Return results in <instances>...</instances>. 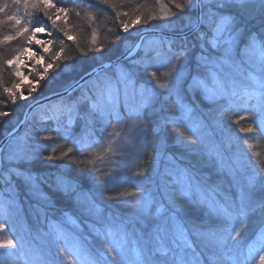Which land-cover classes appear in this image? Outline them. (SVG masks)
<instances>
[{"label":"trees","instance_id":"obj_1","mask_svg":"<svg viewBox=\"0 0 264 264\" xmlns=\"http://www.w3.org/2000/svg\"><path fill=\"white\" fill-rule=\"evenodd\" d=\"M4 2L5 0H0V4ZM177 2L182 3L183 0H177ZM53 3L69 9L66 14L67 19L54 18L58 25H66L71 39L64 36L63 32L58 28L53 27L50 21L47 22L46 31L49 33L48 41H51V43L42 53V67H36V74L30 75L29 84L18 86L14 70L6 61L17 56L20 50L22 51L27 45L31 44L26 42L24 36H16L12 40H4L6 35H14L15 30L10 23L0 25V41H4L0 43V111L10 113L9 116L0 118V141L20 123L25 110L30 104L53 94L64 92L92 69L115 60L117 56H122L120 53L125 54L137 39L138 34L143 30L156 29L171 33H182L188 30L180 23L170 27L168 22L163 23L159 19L161 5L165 10L176 11L174 4L170 0H115L116 7L102 6L104 11L100 15H97L95 8H86L83 4L79 7H74L72 0H62V2L61 0H53ZM209 3H212V0ZM13 11L15 9L11 6L7 10L9 14ZM77 12H79V16L76 15ZM117 12L121 13V15L117 16ZM125 12L128 13L127 16L123 15ZM89 13L92 14L93 19L89 18ZM19 14L23 17L22 23H28V31L32 30L36 16L39 15L42 20H46L41 13H36L35 11L31 15H26L23 8L20 9ZM148 15H153L157 19L145 23L144 20ZM137 16L141 17V21L134 25L131 24V21L135 20ZM0 19H4V14H0ZM122 21L130 23L131 26L128 32L123 31ZM94 30L96 32V45L92 43ZM149 37L156 38V36L144 38L139 50L131 59L118 63L121 66H125L130 60L142 58L147 49H155L163 52L166 56H173L183 48L186 55L177 64L182 83L179 82L176 86L171 83L165 85L162 80L152 79L143 72L142 68H139L138 75L134 78V86L146 89L152 94L153 98L159 101L157 105L154 104L149 110L144 111L142 122L146 133L145 147L135 168L127 166L124 156L119 154L114 156V158L105 156V151L101 150V144H97L92 149L77 151L76 146L70 141L74 138L75 131H78L80 126L83 127L85 125L84 120H76L68 128V132L71 135L67 141L64 139L65 134L64 136L61 135L60 131H65V125L68 124V120L65 121V117L73 101L80 100V105L74 110L78 109L81 115H84L88 110L86 102L90 103L93 100V96L89 93L91 80L84 82L72 93L35 109L28 117L23 130L28 133L27 138L35 143L32 149L35 150L36 158H33L30 163L19 160L15 167L26 168L37 177L38 189L43 196L42 199L48 204L45 205V202L35 199L33 191H29L15 177L6 183L4 175L0 174V191H11L17 198L18 208L11 215L17 221H22L28 227V231L31 230V236L28 238L29 241L31 240L29 246H31L32 242L42 243L43 249L45 248L44 251L55 256L59 249L65 247V244L63 242H58L55 245L47 244L42 238L45 234H49L58 228L60 229V227L66 228L68 231H74L73 228L66 224L65 219L69 217L75 219L82 229L77 235L80 237L83 246L92 251L99 249L106 252L110 247V242L109 240L108 242L104 240V227L108 226L111 221L114 223V221L126 219L122 210L123 205H120L119 201L123 200V202L132 203L131 196L120 197L119 194L122 192H134L131 185L132 182H129L127 178L110 188L106 186L108 183L106 177L113 170H115L116 174L120 170L124 172L132 170L133 175L135 172L143 170L145 172L144 175H152L155 168L156 147L161 142L165 145L163 155L170 157L181 167L189 168L195 181L205 190H210L213 194L216 193L215 195L226 196L229 200L238 199L240 189L244 187H240L238 179L235 181L237 188L234 183L231 184V182H234L233 177L228 174L225 168L220 167L218 160L212 155L211 151L202 144L203 140L196 138L195 135L188 134L186 129V137L178 138L173 125L168 123L176 120L182 114L180 103H185L189 109L197 112L210 129H213L212 122L198 111L199 106L204 110L210 108L209 104H206L201 98V91L199 89L189 91L186 86L188 83L190 84L191 77L194 75L200 76V71L205 69L201 64H198V58L201 56L202 50H206L212 58H217L219 53L213 52L204 42L197 40L193 33L180 38L157 36L159 40L157 44L149 48H143L144 41ZM100 44L105 46L104 51H95V47ZM170 46L171 51L169 52ZM61 48H63V52H61ZM55 53H60L58 59H54ZM154 55L155 53L153 52ZM64 57L69 59L65 60ZM48 65H51V67H48ZM114 67L113 65L112 68ZM243 67L244 65H242V69L234 68V71H240L238 72L239 75H244L248 70L245 71L244 69L245 72H243ZM108 71L104 69L102 74ZM160 71H167V68H161ZM201 76L203 75L201 74ZM92 77L95 78V76ZM6 87L13 89L16 93L17 100L15 104L11 102L8 93L4 92ZM30 89L35 90L30 93ZM20 93H23V97L26 98H21ZM243 111L242 107L237 109L230 108L226 112L222 111L219 118L221 127L228 130L231 134L243 137L245 134L241 133L239 129L253 123L250 118L242 120L238 125L234 123L239 118V115H245ZM183 124L184 122H182L181 126ZM87 127L84 126L82 128L84 129V132H82L84 138H81L80 135L76 136L83 144H89L96 140L103 142L107 133L112 130V126L109 128L104 126L102 130H95L97 129L96 127H101L96 123L94 124L93 132L86 131ZM45 136L52 137V139L45 140L43 139ZM240 141L242 143V140ZM249 143L253 147L248 149L246 145H243L245 148L244 153L250 156L254 168L264 166V140L249 139ZM68 147L74 148L73 153L63 159L59 158L61 153L66 151ZM232 150H235V147ZM100 154L103 156V162L101 163L98 158ZM49 155L57 158L53 160L45 159ZM70 160L82 161L83 163H69ZM93 169H98L99 171H93ZM58 178L59 180L67 181L70 186L75 188V192L71 196L62 190L63 185L59 183ZM100 180H103L104 183H100ZM242 182L243 184L247 183L246 180ZM244 189L247 190V188ZM172 196L173 191H171L170 198ZM175 196L183 209L178 218L189 230L188 238L193 243L196 253L201 254L203 264H208V258L212 255L213 250L211 248L206 249L201 245L200 240L192 233V224L193 221H202L201 229L208 230L215 226V221L205 215V209L202 206L180 197L178 191ZM92 204L95 205L93 214L89 215L82 211L83 208ZM124 206L127 205L124 203ZM4 215L0 213V223H5L6 225L5 231L1 232L3 233L1 238L9 235L14 236L5 221L6 216ZM98 219L101 221L99 224L96 223ZM148 223L152 225V221L148 220ZM149 224H146V226ZM125 225H127V222H125ZM96 233H101L102 235L97 236ZM143 233H141L143 238L148 241L149 234L145 235L144 233L143 235ZM247 242L250 243L251 241ZM143 244L145 245L146 242ZM242 244H244V241H242ZM140 247L141 245L139 246V251L143 252ZM16 255L20 264H23L24 258H21L20 251H17Z\"/></svg>","mask_w":264,"mask_h":264},{"label":"snow or ice","instance_id":"obj_2","mask_svg":"<svg viewBox=\"0 0 264 264\" xmlns=\"http://www.w3.org/2000/svg\"><path fill=\"white\" fill-rule=\"evenodd\" d=\"M170 2L174 4L176 11L164 10L159 19L167 20L170 27L177 23L182 24L184 28L195 35L197 40L204 42L213 52L219 53L217 63L222 69L225 65L233 68L246 65L253 69L252 72L248 73V78L255 85L253 88L239 87L234 75L227 72L214 74L211 86L206 80L196 77H191L192 84L190 85L192 89L201 90L205 99L213 101L226 99L228 105L223 108L225 112L235 106L237 101L242 103L245 115L239 116L234 123L238 125L242 120L252 119V124L239 129L245 136L238 137V139H243V143L248 149H252L253 145L249 143V139L264 140V0H212V3H205V0H183L182 3L177 2V0H170ZM72 3L74 7L83 4L86 8H95L97 15L103 13L104 8L102 6L116 7L115 0H72ZM10 6L15 11L9 14L7 10ZM21 8L25 10L26 15H31L35 11L46 18V20H42L39 15L36 16L29 35H24L28 32L29 26L26 22L22 23L23 17L19 14ZM68 12L69 9L57 6L53 0H10V3L9 0H5L3 4H0V14H4V19H0V25L10 23L15 31L14 35H6L4 40L24 36V39L30 43L36 34L45 33L49 21L53 27L63 32L64 36L71 39L66 25H58L54 18L67 19L66 14ZM76 15L79 16V12ZM88 15L90 19L94 18L91 13ZM119 15L121 13L117 12V16ZM123 15L127 16L128 13L125 12ZM154 19L157 17L148 15L144 22L147 23ZM140 21L141 17L137 16L135 20L131 21V24L134 25ZM121 26L124 32H128L131 25L128 21H122ZM95 36L94 30L93 45H96ZM3 42L0 41V43ZM35 43L45 46V42L42 40H36ZM104 47L103 44H100L95 47V51L103 52ZM28 51L27 48L22 50V52ZM170 51L171 46L169 47ZM61 52H63V48H61ZM153 52L155 53L154 56ZM113 54L115 55V53ZM31 55L34 57L35 53H31ZM120 55H124V53H120ZM185 55L183 48L173 56H166L163 52L155 49H147L144 56L135 62L138 65L137 68H124L119 63H115L114 66L117 69L115 74L110 75L108 72H104L103 75L97 74L90 89L94 92L93 99L97 101V104L84 115H81L78 109H69L64 139L68 140L71 135L68 128L76 120H84L87 127L88 121L93 117L101 103L105 108L110 107L111 102L119 95L121 85L126 91L129 85L134 84V78L137 77L139 68H142L143 72L152 79L162 80L165 85L177 84L180 75L177 64L185 58ZM59 57L60 53L54 54V59ZM19 59L20 57L16 56L6 63L11 65ZM64 59L69 58L64 57ZM118 59L119 56H117ZM211 59V55L206 50H202L198 64L206 65ZM112 66L102 65V70ZM161 68H167V71L161 72ZM16 75L21 76L19 69L16 70ZM34 90L30 89V93ZM4 92L8 93L11 102L15 104L17 95L13 89L6 87ZM177 94L179 95V93ZM20 96L26 98L23 97V93H20ZM147 99L144 90H141L140 104L143 105ZM253 99L256 103L250 104L249 102ZM190 111V109H185L176 120L168 122L173 125L178 138L186 137L185 129H187L188 134L195 131L188 124L181 126L182 122L188 118ZM9 115L10 113L7 111H0V118ZM135 118L139 123L134 121V127L142 129L143 114L139 110L135 112ZM116 119L118 122L120 121L119 114ZM121 135L120 132L109 133V145L115 143L112 137ZM43 139L50 140L52 137L45 136ZM70 143L76 146L77 151L92 149L97 144H101L102 150L106 153L113 156L118 154L116 148L104 147L100 140L83 144L79 138H73ZM125 149L126 146H122L119 154L122 155ZM73 151V147H68L59 158L68 157ZM33 158H36L35 150L28 145L21 146L15 142V138L7 145V152L5 153L7 161L23 160L30 163ZM56 158L52 155L45 157L47 160ZM69 163L83 162L70 160ZM93 171L99 170L93 169ZM144 174L143 170L134 173L138 177ZM170 174L176 177L173 181V196L169 203L171 215L161 217L154 226L151 224L146 226V234H149V240L144 245L143 252H135L134 258H130L124 245L115 240V234L111 228L107 230L106 234H103L106 242L110 237L112 238L110 247L106 252L99 249L95 251L85 249L77 235L82 229L77 221L72 218H69V222L74 231L57 230L52 239L53 245L58 242L65 244V247L59 249L55 256L48 252H37L30 255V249L28 252L24 251L30 244L28 237L31 236V230L19 237L5 236L0 240V248L12 250L7 256L13 261V264H20L16 255L17 251H20L21 255L24 256L23 264H203L201 254L196 253L193 243L188 238L189 230L178 219L179 214L183 211L175 196L178 191L180 197L189 201H192L195 196L194 202L202 206L205 209V215L215 221V226L208 230L201 229L202 221H193L192 224V233L200 240L201 245L206 249L211 248L213 250L212 255L208 258V264H264V166L253 168V175L249 177L247 190L241 188L238 199L223 201L210 196L208 191L195 181L189 168L177 167ZM108 175L111 179H115V170ZM13 177L22 182L29 191L38 189L37 177L26 168L8 167L7 174L4 176L5 182H10ZM59 183L63 185L62 190L67 195L71 196L75 192V188L70 186L67 181L59 180ZM100 183H104V181L100 180ZM119 195L120 197H128L137 195V193L122 192ZM140 203L142 207L147 208L151 201H140ZM6 211L11 216L15 211L14 204L9 203L6 206ZM82 211L91 215L95 211V205L85 207ZM100 222L99 219L96 221L97 224ZM5 229V223H0V232H4ZM96 235L102 234L96 233ZM249 240L250 243L247 242Z\"/></svg>","mask_w":264,"mask_h":264},{"label":"rangeland","instance_id":"obj_3","mask_svg":"<svg viewBox=\"0 0 264 264\" xmlns=\"http://www.w3.org/2000/svg\"><path fill=\"white\" fill-rule=\"evenodd\" d=\"M211 0H205V3H209ZM161 9L159 10V16L162 15L165 8L161 5ZM163 23H167V20L161 19ZM188 31V30H187ZM185 31V32H187ZM164 32V31H163ZM182 32V33H185ZM31 33V30H29L25 35H29ZM171 33V32H169ZM179 33V34H182ZM48 36L49 33L45 31V33H38L36 36L33 37L32 41L27 45V49H29L28 52H22L19 51L18 55L20 59L18 61H14L12 66L15 74L16 83H18V86H21L22 84H29V77L30 75L36 74V67L40 66L42 67L43 64V57L42 53L49 47L48 43ZM186 37V36H185ZM36 40H42L45 42V46H41L35 43ZM159 42V40L155 37H149L147 38L143 43V48H149L152 45H155ZM30 46V47H29ZM23 50V49H22ZM139 50V49H138ZM129 51V50H128ZM127 51V52H128ZM35 53V56L33 57L31 53ZM126 53V52H125ZM136 54V52L132 55V57ZM16 57V56H15ZM132 57L126 59L129 60ZM14 59V58H12ZM11 59V60H12ZM141 58L137 60H130L127 62V65L122 66L124 68H137L138 65L135 63L136 61H139ZM203 66L202 71H200V76L194 75L193 77H196L198 79L206 80L209 83V86H211L212 77L216 73H231L234 75L235 80L237 82V85L239 87H249L253 88L255 85L253 82L248 78V73L252 72L253 69H250L246 65L243 67V72L248 70L246 74L239 75L238 72L240 71H234L233 67H230L228 65H225L222 69L219 64L217 63V58H212L211 61L208 64H201ZM113 67V66H112ZM107 68L106 70H109L108 73L115 74L117 69L114 68ZM239 68L242 69V66ZM19 69L21 72V76L16 75V70ZM245 69V71H244ZM104 70H101L94 74L93 76H96L97 74L103 75ZM201 74L203 76H201ZM95 78H89L88 81H90V84L94 83ZM86 82V81H85ZM182 83L181 77L179 76L177 84ZM192 84V80L190 84L188 83L186 86V89L189 91H192L193 89L190 87ZM176 86V84H175ZM20 88V87H18ZM176 88V87H175ZM91 89V88H90ZM141 90H144L145 96L148 97L147 100H145L144 104H140V92ZM201 91V90H200ZM89 93L93 96L94 92L92 90H89ZM201 98L206 104H209L210 108L203 109L201 106L198 107V111H200L207 119H209L212 123L213 129H210L208 124L200 118V116L197 114V112H193L191 109L190 113H188V118L185 119L183 122L184 124H188L191 128H194L195 131L191 133L193 136L195 135L196 138L203 140L202 144L205 145L209 151H211L212 155L218 160L220 167L225 168L226 171L230 176L233 177L234 183L237 188V184L235 181L240 182V187L247 188L249 177L253 175V168L254 165L252 163V159L249 155L244 153V143L243 139H238V137H241L240 135H234L228 132V130H225L221 127V123L219 122V118L221 117V113L223 111V108L228 105V101L226 99H220V100H208L204 98V94L201 91ZM66 96V95H65ZM60 98V97H59ZM161 99V98H160ZM159 101L156 98H153L152 94L147 91L146 89L142 87H136L133 84L129 85L127 90L125 91V88L123 85H121L120 93L117 97L114 98V100L111 102L110 107L105 108L103 103L100 104V106L97 108V110L94 112L93 117L88 121V127L86 128V131L93 132L94 131V124H98L101 127H96L95 130H102V128L110 127L112 126V130L115 132L122 133L119 137H112V139L115 141L113 145H109V133H112L111 130L109 133H107V136L103 140L102 144L104 147L112 146L116 148L118 154L120 152V149L122 146H126V149L123 151L122 155L120 156L125 157V161L127 166L136 167L137 163L140 159V156L144 150V142L146 140V133L144 131V126L142 129H137L134 127V121L136 123H139V121H136L135 118V112L139 110L142 114H144L145 110H149L151 106L154 104H158ZM250 104H255L256 101L253 99L249 102ZM88 106V110L93 108L94 105L97 104V101L94 99L91 100V102H86ZM80 105V100L73 101V103L70 105L69 109H76L77 106ZM183 105V107H182ZM181 113L185 111V109H189V107L186 106L184 103H180ZM238 107H242L243 105L241 102L237 101L236 105L233 106V109H237ZM160 108V107H159ZM158 108V109H159ZM244 110V109H243ZM86 111V112H87ZM111 113V115H109ZM243 113H245L243 111ZM119 114L121 117L120 121L118 122L116 119V116ZM240 116V115H239ZM200 118V119H199ZM67 116L65 117V121H67ZM95 122V123H94ZM223 124V123H222ZM85 126V125H84ZM83 126V127H84ZM114 126V129H113ZM82 126L78 129V131H75L74 138H77L76 136L80 135L81 138H84V135H82V132H84L82 129ZM216 127V128H215ZM81 131V132H80ZM187 131V129H186ZM61 135L64 136L65 131H60ZM79 133V134H78ZM28 133L22 131L15 137V142L20 144L21 146L28 145L31 148H33L34 144L32 141H30L28 138ZM245 135H243L244 137ZM11 139L10 141H12ZM230 140H234L233 142ZM242 140V143L241 141ZM9 141V142H10ZM4 147L2 154H1V175L7 174V168L8 167H15V164L17 161H7L5 159V153L7 152V145ZM230 142H232L230 144ZM233 147H235V150H232ZM165 148V145L163 143H158L156 147V154H155V168L153 170L152 175L146 176H136L132 174V170H128V172L119 171L116 174L115 179H111L108 175L106 177V181L108 182L106 186H114L118 183H121L125 178L128 179L129 182H132V189L133 193H137V195L131 196L132 203L119 201V204L123 205V214H125V220L121 219L117 222L111 221L109 222L108 226L104 227V234L107 233V230L111 228V230L114 232L115 240L121 242L129 257L134 258L135 252H141L139 251L140 248L144 249L145 239L143 238L142 234L143 231H145L146 234V224L149 221H152V225H155L161 217H166L171 215L169 203H170V196L171 191L173 188V181L175 180V175L170 174L173 173L174 170L178 168H183L180 165L176 163V161L170 159V157H165L163 155V150ZM102 150V147H101ZM229 150V151H228ZM229 152V153H228ZM102 153V151H101ZM103 154V153H102ZM100 154L99 162H103V156ZM105 156L113 157V155L106 153ZM117 156V155H115ZM247 165V167H245ZM116 173V172H115ZM128 173V174H127ZM131 174V175H129ZM129 175V176H128ZM132 176V177H131ZM246 180L247 183L243 184L242 181ZM208 194L210 196H213L215 199L223 201V200H229L226 196L222 195H215L212 191L207 190ZM34 198L39 199L43 202H45V205L48 204V202L44 201L42 198L39 189L36 191H33ZM196 197H193V202L195 201ZM92 202L91 200H89ZM140 201H151L150 206L147 208L142 207ZM42 202V203H43ZM9 203L14 204L15 210L18 208V201L15 195L8 190L0 191V213L5 214L6 216V222L10 228V230L14 233L15 237H19L21 234H25L28 232V227L21 221H17L12 215H8L6 211V206ZM125 205L127 206H124ZM195 203V202H194ZM131 204V205H130ZM131 208L132 211H131ZM179 219V218H178ZM180 220V219H179ZM67 226L73 228L72 224L69 222V217L65 219ZM123 221V223H121ZM125 222H127V225H125ZM141 228V229H140ZM57 230H66L63 227L58 228ZM53 230L49 234H45V236L42 238L44 239L45 243L52 244V239L54 238L56 231ZM68 231V230H66ZM143 233V235H144ZM54 234V235H53ZM3 233L0 232V240ZM154 235V234H153ZM30 238V237H28ZM111 237L109 238V242L111 241ZM35 240V239H32ZM31 241V240H30ZM85 249V246H83ZM30 251V255H33L37 252H45L43 249L42 243H34L32 242L31 246L28 245V247L24 250L26 252ZM206 250V249H203ZM12 251L11 249L7 248H0V264H13L12 260L7 256V254ZM51 255H53L51 253ZM21 258H24L22 256Z\"/></svg>","mask_w":264,"mask_h":264},{"label":"water","instance_id":"obj_4","mask_svg":"<svg viewBox=\"0 0 264 264\" xmlns=\"http://www.w3.org/2000/svg\"><path fill=\"white\" fill-rule=\"evenodd\" d=\"M190 34H192V32H190L189 30L185 33L179 34V33H169V32H163L161 30H156V29H146L143 30L142 32H140L137 36V39L135 40V42L133 43V45L131 46V48L129 49L128 52H126L124 55L120 56L119 59L117 60V58L115 60H112L110 62L104 63L102 65H114L115 63L121 62L123 60H126L130 57H132V55L138 51V49L140 47H137L138 45L141 46L144 38L148 37V36H158V37H163V38H180V37H185V36H189ZM102 65L92 69L88 74H86L85 76H83L82 78H80L75 84H73L72 86H70L67 90H65L62 93H57V94H53L51 96L42 98L40 100H37L35 102H33L32 104H30L27 109L24 112V115L20 121V123L12 130L10 131L7 135H5L1 141H0V169H1V154L2 151L4 149V147L6 146V144L13 138H15L23 129L28 117L30 116V114L37 108L59 98L65 95H68L70 93H72L74 90H76L80 85H82L85 81H87L89 78H91L94 74H96L97 72L102 70ZM108 67H105L104 69H107ZM103 69V70H104Z\"/></svg>","mask_w":264,"mask_h":264},{"label":"bare ground","instance_id":"obj_5","mask_svg":"<svg viewBox=\"0 0 264 264\" xmlns=\"http://www.w3.org/2000/svg\"><path fill=\"white\" fill-rule=\"evenodd\" d=\"M1 167H2V163H1ZM0 173H1V169H0ZM238 190V189H237Z\"/></svg>","mask_w":264,"mask_h":264}]
</instances>
